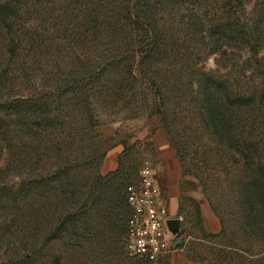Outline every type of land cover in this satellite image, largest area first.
I'll use <instances>...</instances> for the list:
<instances>
[{
  "label": "rangeland",
  "instance_id": "1",
  "mask_svg": "<svg viewBox=\"0 0 264 264\" xmlns=\"http://www.w3.org/2000/svg\"><path fill=\"white\" fill-rule=\"evenodd\" d=\"M10 1L14 12L8 20L0 19V101L37 96L83 64L122 67L134 47L111 44L114 33L155 26L141 18L143 0ZM153 2L159 37L176 52L172 57L155 58V66L163 74L169 67L167 79L171 83L183 80V91L190 97L193 89L187 83L194 69L255 92L257 102L252 108H234L231 115L233 124L240 116L258 118L252 132L264 133V0ZM126 96L129 102L130 95ZM92 97L83 101L69 94L56 101L50 113L53 125L45 129L28 128L18 116L1 113L0 264L23 256L28 258L25 264H202L200 260L211 257L216 241L211 235L221 230V221L218 232H208L200 196L219 216L199 178L177 165H170L169 170L182 173V186L195 199L183 201V244L168 256L156 260L131 256L121 231L123 216L114 223L103 217L112 207V181L93 182L97 170L107 174L100 170L103 160L98 166L101 155L124 133L141 131L146 122L152 137L160 124L144 121L145 115L132 103L111 105L105 90ZM133 112L141 116H132ZM182 116L183 112L177 115V124L185 121L199 133L197 138L191 134L184 138L188 152L195 156L210 150L214 145L207 142L203 124ZM157 137L165 138L164 133ZM125 160L130 183L150 163L164 191L153 146L131 150ZM215 166L216 161L209 165ZM80 205L89 209V216L70 215ZM187 250L196 259L192 263L185 257Z\"/></svg>",
  "mask_w": 264,
  "mask_h": 264
},
{
  "label": "trees",
  "instance_id": "2",
  "mask_svg": "<svg viewBox=\"0 0 264 264\" xmlns=\"http://www.w3.org/2000/svg\"><path fill=\"white\" fill-rule=\"evenodd\" d=\"M2 1L0 19L6 21L14 12V7L10 0ZM141 7L144 16L141 18L155 26L139 31L131 27L114 33L111 40V44L125 43L134 47L125 65H80L71 70L66 78L42 89L37 96L0 101V115L2 112L13 114L28 128L45 129L53 125L50 113L56 101H61L69 94L86 101L95 92L105 90L111 98V105L124 101L136 105L145 116H159L182 169L199 178L212 209L221 221V230L211 235L216 240L211 248V257L203 258L200 262L264 264V133L252 132L258 118L240 116L238 123L233 124L231 115L234 108L242 111L252 108L257 102L256 93L227 80L218 81L213 74L194 69L187 83L192 86V96L185 95L184 81L171 83L166 75L169 67L163 74L162 68L154 64L155 58L161 55L172 57L176 53L160 39L156 30L157 23L153 17L155 3L153 0H143ZM138 58L139 64L136 63ZM180 91H183L181 95L178 94ZM126 94L130 95L129 102L125 101ZM182 112L183 118L191 116L203 124L207 142L214 145H210V150L199 151L195 156L188 152L184 138L189 134L197 138L199 133L185 121L177 124L176 117ZM140 114L133 112L132 116ZM123 143L124 150L119 156L117 168L105 175L97 170L93 182L100 184L112 181V207L108 215L104 214L103 217L114 223V220L123 216L121 231L127 240L128 219L132 213L127 189L138 182L139 174L137 180L130 183L125 159L131 150L138 147L137 143L132 144L125 139ZM106 154L101 155L98 166ZM213 161H216L217 166L211 168L209 165ZM218 167L212 174V170ZM210 179H213L212 182H207ZM80 206L70 215L89 216V209ZM186 254L191 261L196 260L188 250ZM26 259V256L12 258L1 264H25Z\"/></svg>",
  "mask_w": 264,
  "mask_h": 264
},
{
  "label": "built area",
  "instance_id": "3",
  "mask_svg": "<svg viewBox=\"0 0 264 264\" xmlns=\"http://www.w3.org/2000/svg\"><path fill=\"white\" fill-rule=\"evenodd\" d=\"M127 194L132 208L128 219V253L150 260L168 256L175 239L167 226L172 217L164 191L150 163L141 168L138 182L128 186Z\"/></svg>",
  "mask_w": 264,
  "mask_h": 264
},
{
  "label": "crops",
  "instance_id": "4",
  "mask_svg": "<svg viewBox=\"0 0 264 264\" xmlns=\"http://www.w3.org/2000/svg\"><path fill=\"white\" fill-rule=\"evenodd\" d=\"M134 118V117H133ZM137 118V117H135ZM144 121L157 120L160 124L158 132L152 137L148 136L150 126L148 123H144V127L139 131V129H134L129 132L124 133L121 139H119L114 147L110 149L103 162L101 164V173H108L113 171L118 166V159L122 151L124 150L123 140L125 139L129 143H137V147L141 146H153L154 153L158 156V166L161 175L164 176L165 186L164 193L166 194L167 204L172 218H183L185 214L183 201L195 199L192 194H190L186 188L182 186V173L178 174L177 171H170L169 167L177 165L178 168L181 167L180 160L177 156L176 150L172 146L168 134L160 121L159 116H143ZM158 133H164V137H157ZM201 197V206L203 210V216L206 218L205 226L210 233H216L220 230V220L219 218L209 209L208 202L203 196ZM182 221V219H181ZM177 249V248H176ZM183 251V250H181ZM187 257V261L192 263V261ZM178 256L181 258L184 253H179Z\"/></svg>",
  "mask_w": 264,
  "mask_h": 264
},
{
  "label": "water",
  "instance_id": "5",
  "mask_svg": "<svg viewBox=\"0 0 264 264\" xmlns=\"http://www.w3.org/2000/svg\"><path fill=\"white\" fill-rule=\"evenodd\" d=\"M167 226L169 230L172 232L174 236H176L175 240L171 244V248L174 250L178 246H182L183 237H182V221L180 218H171L167 222Z\"/></svg>",
  "mask_w": 264,
  "mask_h": 264
}]
</instances>
